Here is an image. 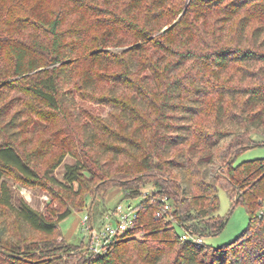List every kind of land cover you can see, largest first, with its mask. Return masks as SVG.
<instances>
[{"label": "trees", "instance_id": "1", "mask_svg": "<svg viewBox=\"0 0 264 264\" xmlns=\"http://www.w3.org/2000/svg\"><path fill=\"white\" fill-rule=\"evenodd\" d=\"M77 98L109 105L110 118ZM43 111L58 126L45 147L34 127ZM256 146L264 0H0V264H264V159L236 164ZM11 174L74 198L48 218L14 204ZM115 187L143 198L132 232L103 255L62 239L60 222ZM220 189L246 207L247 229L218 248L182 241L225 229ZM164 198L171 221L155 218Z\"/></svg>", "mask_w": 264, "mask_h": 264}, {"label": "rangeland", "instance_id": "2", "mask_svg": "<svg viewBox=\"0 0 264 264\" xmlns=\"http://www.w3.org/2000/svg\"><path fill=\"white\" fill-rule=\"evenodd\" d=\"M115 50L119 51L122 50V48H118ZM232 85H235V87H241L250 85V82H242L236 84L233 83ZM102 94L104 95L105 92H103ZM76 100L78 103V108L81 111H87L89 115H92V117H99L101 119L110 118L112 109L109 105H102L96 103V101L92 102L88 100H81L79 98H77ZM211 109L212 108H210V113L204 116L205 118H203L204 125H208L213 122V112H211ZM42 113H44L42 119H34V127L37 131H45V133H43L41 137V140L45 141L43 144V147H45L46 145H48V129L54 130L58 128V126H56V124H52L51 126H49L48 112L43 111ZM231 138L232 137L229 136L223 139L218 149L221 151L222 148H224L228 144ZM255 139L259 141L263 140L261 136H255ZM58 149L60 150V148H57L56 151H59ZM259 159H264V146H256L246 150L237 158L236 164ZM45 163L42 164L43 169L45 168ZM74 163L75 159L72 156L68 155L65 158L63 164L54 172V177L59 181H63L66 165H72ZM218 172L219 168L216 164L211 170L210 176H213ZM6 181L13 194L15 205H19L20 200L23 199L31 207L40 211L48 218H53V216L51 215L52 211L58 212L62 211L65 207H68L74 198L72 195L68 197L67 194L57 190V188H54L52 190L54 192V196L50 195V191H48V189L30 188L26 186L23 181L14 174L8 176L6 178ZM44 183L45 185H47L46 181H44ZM75 187H77V185ZM152 189V185H148L144 187L143 193L150 192ZM219 199V215L226 217L228 221L225 229L220 234L204 238V244L206 246L214 248H218L233 242L247 229L249 225V213L245 206H243L242 204L233 206L229 194L224 189L219 190ZM142 200V197H138L136 199H127L125 198L123 190L116 187L108 190L105 194L102 193L99 195V193H91L86 198V207L82 208L81 210H74L68 218L59 223V231L61 237L71 245L78 246L83 243L85 244L88 242V236L84 231L83 225V220L86 215L91 214L92 223L94 225H97V223H101L103 214L106 211L113 210L119 203L137 206L142 202ZM178 231L179 233L184 232L181 229H178ZM59 240H61V238Z\"/></svg>", "mask_w": 264, "mask_h": 264}, {"label": "built area", "instance_id": "3", "mask_svg": "<svg viewBox=\"0 0 264 264\" xmlns=\"http://www.w3.org/2000/svg\"><path fill=\"white\" fill-rule=\"evenodd\" d=\"M145 195L147 193H144ZM165 206L160 209L156 219L173 220L170 215L172 206L168 198H164ZM264 213V208L261 211ZM138 220L137 207L119 203L113 210L106 211L100 224L92 223L91 214L86 215L83 220L84 231L88 236V250L95 255H103L118 240L124 238L127 233L132 232ZM144 231L137 234V238L144 236ZM182 241L203 244L204 238L191 232H184L180 237Z\"/></svg>", "mask_w": 264, "mask_h": 264}]
</instances>
